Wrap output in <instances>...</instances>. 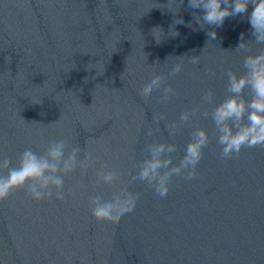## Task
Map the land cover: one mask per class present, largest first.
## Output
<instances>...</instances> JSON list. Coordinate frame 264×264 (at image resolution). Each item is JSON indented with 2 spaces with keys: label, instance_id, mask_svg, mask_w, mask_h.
<instances>
[{
  "label": "water",
  "instance_id": "obj_1",
  "mask_svg": "<svg viewBox=\"0 0 264 264\" xmlns=\"http://www.w3.org/2000/svg\"><path fill=\"white\" fill-rule=\"evenodd\" d=\"M179 7L180 0H0V157L15 163L26 148L43 151L61 139L81 149L64 200L37 202L17 189L0 201V264H264V147L221 159L214 120L235 95L229 74L243 75L244 57L264 45L235 50L241 34L254 41L247 17L237 16L206 46L213 28L193 16L202 10L188 0ZM176 64L181 71L169 76ZM157 74L162 85L142 95ZM239 98L250 101V89ZM199 130L209 143L197 177L174 175L159 197L140 169L160 145L157 158L171 164L159 171L178 165ZM109 172L112 183L103 180ZM128 193L139 199L119 221L91 215L90 196Z\"/></svg>",
  "mask_w": 264,
  "mask_h": 264
},
{
  "label": "clouds",
  "instance_id": "obj_2",
  "mask_svg": "<svg viewBox=\"0 0 264 264\" xmlns=\"http://www.w3.org/2000/svg\"><path fill=\"white\" fill-rule=\"evenodd\" d=\"M183 3L184 0H180V7L176 12H179ZM250 5L252 11L249 13ZM188 7L202 10V15L193 12L195 21L201 27L207 25L213 28L206 32L208 37L206 46L210 41L217 39L218 34L214 30L215 28L223 26L227 18L237 16L247 17L254 41H245L241 34V42L235 50L238 52L250 51L251 44L264 45V0H188ZM175 24H184V20L182 18L175 19ZM188 26L191 27L190 24ZM154 30L162 33L161 29H153L152 33ZM170 35L177 36L179 33L170 29ZM156 41L160 42L157 39ZM194 57L192 62L198 63V56ZM243 67L245 69L243 75L238 76L235 73H230L228 76L229 91L235 95L220 104L214 113L215 123L220 127L221 132L218 140L221 145V159L239 155L245 147H264V50L246 55ZM181 69L180 64L174 65L169 76H175ZM207 71L211 76L215 75L212 69L209 68ZM163 82V76L154 75L150 82L143 87L142 95H150ZM245 88L250 89L252 97L247 102L239 98ZM172 91L170 85L165 88L166 93ZM211 94L209 90L206 96L210 97ZM182 119H187V116H183ZM228 121H232L233 124H228ZM208 143L205 131L199 130L195 134V139L187 145L183 159L179 164L164 172L159 170L162 167L168 168L171 160L162 162L157 158L164 151V146L160 145L154 149L153 158L145 161L138 173V178L141 181H147L155 193L164 198L168 195L170 182L174 175L182 176L185 180H193L197 177V166L203 157V149ZM168 151H174V148L169 147ZM80 152V147H70L67 140L61 139L50 141L43 151L38 152L32 148H26L16 157L15 163L6 156L0 157V201L7 199L17 189H24L27 195L37 202L52 200L53 197L58 201L64 200V178L67 174L76 171ZM90 156L91 153L86 151L85 162ZM85 162H81L80 166H83ZM115 179V173L109 172L103 175V180L106 183H112ZM260 192L264 193V188L260 189ZM138 199L139 194L132 193L107 201L102 200L99 196H90L89 207L91 215L98 222H116L125 214L135 210Z\"/></svg>",
  "mask_w": 264,
  "mask_h": 264
}]
</instances>
